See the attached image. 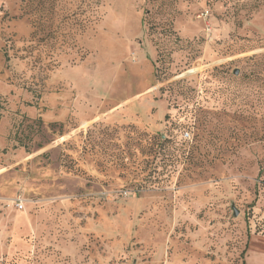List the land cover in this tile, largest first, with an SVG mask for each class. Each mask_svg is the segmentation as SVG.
<instances>
[{
  "label": "rangeland",
  "instance_id": "rangeland-1",
  "mask_svg": "<svg viewBox=\"0 0 264 264\" xmlns=\"http://www.w3.org/2000/svg\"><path fill=\"white\" fill-rule=\"evenodd\" d=\"M262 233L264 0H0V264H244Z\"/></svg>",
  "mask_w": 264,
  "mask_h": 264
},
{
  "label": "crops",
  "instance_id": "crops-1",
  "mask_svg": "<svg viewBox=\"0 0 264 264\" xmlns=\"http://www.w3.org/2000/svg\"><path fill=\"white\" fill-rule=\"evenodd\" d=\"M244 264H264V233L251 236L245 247Z\"/></svg>",
  "mask_w": 264,
  "mask_h": 264
},
{
  "label": "built area",
  "instance_id": "built-area-1",
  "mask_svg": "<svg viewBox=\"0 0 264 264\" xmlns=\"http://www.w3.org/2000/svg\"><path fill=\"white\" fill-rule=\"evenodd\" d=\"M183 139L184 140H189V135L188 134H184L183 135ZM13 204L15 205L16 209L17 210H22L23 209V203H22V200L21 198H16L14 201H13Z\"/></svg>",
  "mask_w": 264,
  "mask_h": 264
},
{
  "label": "trees",
  "instance_id": "trees-1",
  "mask_svg": "<svg viewBox=\"0 0 264 264\" xmlns=\"http://www.w3.org/2000/svg\"><path fill=\"white\" fill-rule=\"evenodd\" d=\"M183 140V139H182ZM184 141V140H183Z\"/></svg>",
  "mask_w": 264,
  "mask_h": 264
}]
</instances>
